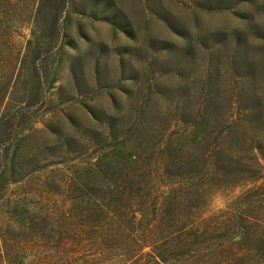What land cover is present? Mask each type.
I'll return each mask as SVG.
<instances>
[{
    "label": "trees",
    "instance_id": "trees-1",
    "mask_svg": "<svg viewBox=\"0 0 264 264\" xmlns=\"http://www.w3.org/2000/svg\"><path fill=\"white\" fill-rule=\"evenodd\" d=\"M84 1L0 0V210L14 219L0 227V264H264V109L239 81L227 100L209 79L196 99L179 83L145 81L122 106L111 99L115 111L103 133H90L86 160L42 180L40 193L60 202L46 222L29 211L32 196L4 198L5 179L23 169L8 151L15 117L53 86ZM18 27L28 30L21 40ZM61 141L70 153L72 137ZM239 187L213 207L215 195Z\"/></svg>",
    "mask_w": 264,
    "mask_h": 264
},
{
    "label": "rangeland",
    "instance_id": "rangeland-1",
    "mask_svg": "<svg viewBox=\"0 0 264 264\" xmlns=\"http://www.w3.org/2000/svg\"><path fill=\"white\" fill-rule=\"evenodd\" d=\"M82 5L84 14L73 16L68 30L73 48L63 46L53 86L42 102L22 105L7 144L20 155L23 169L5 179L4 198L32 196L29 211L45 222L60 202L40 193L42 180L50 171L65 173L86 160L90 133H103L104 120L115 111L112 98L122 106L130 92L150 81L164 89L179 83L187 91L182 96L196 99L201 95L194 91L209 79L227 100L239 81L264 109V0H99L93 8L85 0ZM27 32L18 27L13 34L21 40ZM16 106L12 103V111ZM117 113L125 110L118 106ZM68 135L73 144L66 154L61 138ZM4 140L3 135L0 152ZM80 152L86 156L75 158ZM241 189L215 195L213 207H224ZM13 220L0 210L1 228H14Z\"/></svg>",
    "mask_w": 264,
    "mask_h": 264
}]
</instances>
